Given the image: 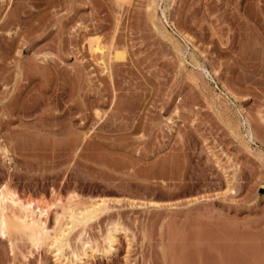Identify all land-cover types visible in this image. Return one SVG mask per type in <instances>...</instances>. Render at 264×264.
<instances>
[{
	"label": "rangeland",
	"instance_id": "rangeland-1",
	"mask_svg": "<svg viewBox=\"0 0 264 264\" xmlns=\"http://www.w3.org/2000/svg\"><path fill=\"white\" fill-rule=\"evenodd\" d=\"M1 184L49 227L106 199L86 264H264V0H0ZM0 264L55 260L11 231Z\"/></svg>",
	"mask_w": 264,
	"mask_h": 264
},
{
	"label": "bare ground",
	"instance_id": "bare-ground-1",
	"mask_svg": "<svg viewBox=\"0 0 264 264\" xmlns=\"http://www.w3.org/2000/svg\"><path fill=\"white\" fill-rule=\"evenodd\" d=\"M89 48L93 52H100V55L103 53V47L99 42H94ZM230 189L231 191L233 190L232 187H230ZM36 201L29 198L23 199L15 192L9 190L6 185L1 184L0 236H2V238L9 235L11 231H14L27 237L35 248L39 249L40 246L42 248V245L46 244L48 250L54 257L55 264H66V262H69V264H86L91 255L94 256L99 254L106 256L114 251L117 237L115 235L119 232V228L122 227L117 222H111L113 224H110V228L107 226L109 229H107L105 236H103L104 244L101 247L97 245L96 240L92 241L87 238L81 240L83 239L82 237L81 239L79 238V241H81L80 248L77 250L72 248L74 250H71L70 255H65L67 254L65 253V249L69 247V234L74 231L75 228L77 230L78 228L80 229V227L82 230L81 232L86 231V226L89 225V222L91 223V221L96 220L99 216L106 213L110 208L106 199L100 197L96 201L84 206H82L83 204L81 206L73 204L74 207L72 204L62 205L60 210L56 211L52 227L47 225L49 205L43 206L39 204L40 202L38 203ZM113 221H116V219ZM80 233L78 234L81 236ZM10 246V249L13 251L12 240L10 241ZM69 257H73V259Z\"/></svg>",
	"mask_w": 264,
	"mask_h": 264
}]
</instances>
